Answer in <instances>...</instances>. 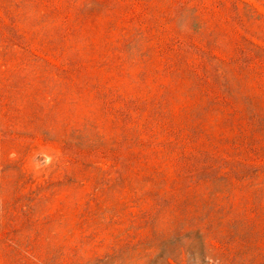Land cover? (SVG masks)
Wrapping results in <instances>:
<instances>
[{
	"label": "rangeland",
	"instance_id": "374dc122",
	"mask_svg": "<svg viewBox=\"0 0 264 264\" xmlns=\"http://www.w3.org/2000/svg\"><path fill=\"white\" fill-rule=\"evenodd\" d=\"M0 264H264V0H0Z\"/></svg>",
	"mask_w": 264,
	"mask_h": 264
}]
</instances>
